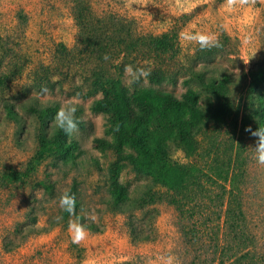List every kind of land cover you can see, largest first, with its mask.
Returning a JSON list of instances; mask_svg holds the SVG:
<instances>
[{"label": "rangeland", "instance_id": "rangeland-1", "mask_svg": "<svg viewBox=\"0 0 264 264\" xmlns=\"http://www.w3.org/2000/svg\"><path fill=\"white\" fill-rule=\"evenodd\" d=\"M78 2L88 3L94 16L135 27L141 34L176 29L179 50L175 66L182 70L193 66L206 76L229 74L228 98L233 107L243 102L251 72L264 66V0H0V264H164L169 254L178 264L198 263V256L205 262L211 254L200 251L204 242H186L181 231L185 221L167 201L166 189L123 163L117 180L127 187L128 200L148 192L156 194L153 202L142 208L133 204L128 210L133 211L137 228L149 238L134 242L130 237L128 212L115 206L110 192L112 154L92 144L95 137L105 136V116L90 109L101 94H85L86 86L82 85V91L77 87L84 76L73 13ZM188 31L211 33L217 41L228 37L231 52L204 54L195 42L181 38ZM59 44L77 55L62 62ZM47 77L55 83L53 87L41 86ZM187 78L182 73L173 83L149 84L145 80L143 84L176 96L189 87L196 89L208 119L217 100ZM125 82L129 84L127 78ZM47 105L56 106L55 113L45 117L47 131L56 126L58 109L76 108L75 119L82 125L77 123L69 139L76 140L79 149L73 155L47 156L19 180L9 181L7 173L25 171L38 148L40 122L29 109ZM6 106L11 107L10 113ZM208 125L198 137L194 156L176 149L172 157L196 166L201 189H190L193 203L200 206L203 217L216 218L224 209L220 204L227 197L224 191L231 186L214 174L213 160L217 157L221 168L227 169L228 160L234 162L240 154L243 160L229 170L237 172L233 186L243 205L247 232L257 242L258 257L264 256V165L256 162L252 150L257 137L242 132L240 142L241 133L233 134V122L217 127L209 121ZM72 185L76 187V207L65 223L57 219L62 217L58 200ZM77 218L89 229L87 238L75 244L82 248L79 258L71 247L68 229L69 222ZM205 238L208 243L210 239Z\"/></svg>", "mask_w": 264, "mask_h": 264}, {"label": "trees", "instance_id": "trees-1", "mask_svg": "<svg viewBox=\"0 0 264 264\" xmlns=\"http://www.w3.org/2000/svg\"><path fill=\"white\" fill-rule=\"evenodd\" d=\"M73 13L80 44L77 52L84 60V76L77 87L82 91V85L86 86L85 94H101L92 101L90 109L105 116V136L95 137L92 144L94 148L109 150L112 154L108 174L115 206L126 213L133 204L137 206L135 208H142L156 197L154 192H148L146 196L128 200L127 187L117 180L121 165L128 163L134 173L148 176L153 183L166 189L167 201L174 205L185 221L181 231L186 242L191 245L204 242L200 251L209 252L211 257L204 262L198 256V263L195 264H264V256L258 257L255 250V238L247 232L243 205L234 191L233 182L237 172L233 168L229 170L243 160L239 159L240 154L237 153L234 162L228 160L227 169L221 168L217 157L213 160L214 165L211 167L214 174L229 181L231 186L224 191L227 197L220 203L224 206L223 215L216 218L212 215L203 217L200 206L193 203L190 189L194 186L201 189L196 166L193 163H181L172 157L176 149L182 150L186 156H194L199 148L198 137L208 128L209 121L217 127L226 123L231 125L233 122V134L236 131L241 133L240 142L242 132L252 135L246 129L264 128V66L251 72L243 102L233 107L228 98V85L232 81L229 74L206 76L193 66L185 70L175 66L179 50L176 29L157 35L141 34L135 27L94 16L88 3H76ZM217 42L219 46L204 48L203 53L225 55L231 52L228 37L224 36ZM71 51L63 44L57 48L62 62L71 61L72 55H77ZM141 70L149 74L144 76ZM182 73L188 74L187 82L194 83L217 100L208 119L198 103L199 93L196 89L189 87L180 96H176L171 91L143 84L145 80L149 84H161L164 81L173 83ZM126 78L129 84L125 82ZM44 83L41 86L53 87L55 84L48 77ZM40 84L37 83L38 86ZM6 107L10 113L11 107ZM29 110L37 115L40 122L38 148L25 171L7 173L9 181L19 180L47 156L73 155L79 149L77 141L69 139V134L56 126L47 131L45 117L54 114L56 106H31ZM77 123L82 125L79 121ZM68 191L75 196V185ZM132 212L129 211L127 215V227L132 241L147 240L150 235L137 228ZM61 214L67 223L70 214L62 211ZM221 216L222 226L219 222ZM205 236L210 239L208 243ZM71 247L78 258L82 256V248L75 244Z\"/></svg>", "mask_w": 264, "mask_h": 264}, {"label": "clouds", "instance_id": "clouds-1", "mask_svg": "<svg viewBox=\"0 0 264 264\" xmlns=\"http://www.w3.org/2000/svg\"><path fill=\"white\" fill-rule=\"evenodd\" d=\"M181 38L188 42H195L200 49L219 46L216 37L211 33L188 31L182 33ZM141 71H143L144 76L149 74L145 70ZM75 112L76 108L74 106H64L58 109L54 116L56 127L63 130L66 134H71L76 131L77 121L75 119ZM246 130L250 131L253 136L257 137L255 147L252 148L254 159L258 164L264 165V128L258 127L255 130ZM58 205L62 212H67L72 215L76 206L74 194L70 191L62 193L59 197ZM90 218L95 221L97 217L95 214H92ZM57 219H62V217H58ZM68 229L73 244H79L84 241L89 234L87 225L82 223L78 218L69 222ZM164 264H178V261L173 254H169L164 257Z\"/></svg>", "mask_w": 264, "mask_h": 264}]
</instances>
